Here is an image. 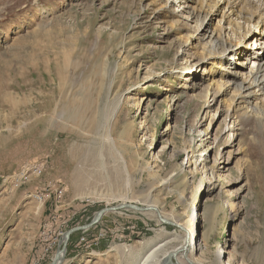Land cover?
<instances>
[{
	"label": "rangeland",
	"instance_id": "rangeland-1",
	"mask_svg": "<svg viewBox=\"0 0 264 264\" xmlns=\"http://www.w3.org/2000/svg\"><path fill=\"white\" fill-rule=\"evenodd\" d=\"M164 1L0 0L2 260L49 264L66 231L149 201L203 239L195 259L215 263L221 249L223 262L264 264V123L245 122L227 145L232 100L202 104L213 92L204 78L229 79L213 61L197 67L200 43L178 54L193 29ZM215 27L241 47L242 72L254 67L259 37L233 35L221 14ZM204 133L217 142L201 143ZM182 234L144 211L107 212L71 234L62 264H135L156 238L175 246Z\"/></svg>",
	"mask_w": 264,
	"mask_h": 264
},
{
	"label": "bare ground",
	"instance_id": "bare-ground-1",
	"mask_svg": "<svg viewBox=\"0 0 264 264\" xmlns=\"http://www.w3.org/2000/svg\"><path fill=\"white\" fill-rule=\"evenodd\" d=\"M164 2L167 6L176 4V9L171 11V15L182 19L184 25L187 26L188 29H193L192 32L190 31V34L182 40L183 45L182 48H179L178 54L183 55L186 50H190L194 46L195 42L198 44L200 43V45L202 44L203 47L207 49L205 52L198 54L201 63H199L197 67H202L207 64L210 65L209 61H213L214 64L210 66L215 68L214 72L222 71L221 74L227 76L229 79L227 82H215L212 78H204V81L208 83L205 88H210L211 90L213 87V92L209 94V98H206L207 95L205 96V101L202 105L203 109L209 111L215 108L216 105L221 107L222 102H225V100L222 101L223 97H228L232 100V104L228 107L226 112V119L228 118V125H233L232 130L236 132L235 135L230 133V138L227 142V145H233L235 144V137L244 131L245 122L254 120L257 121L258 125L264 123V0H165ZM197 11L199 14L205 13L202 16L196 13ZM187 14L188 16H185ZM220 14L221 20L228 24L233 35H235L236 31H239V33L242 31L241 38H245L246 33L250 39L253 38V35L259 37L251 43L252 51L250 50V56L252 57L251 63L254 67H250L249 71L246 73H243L242 70H246L247 65L245 66L243 63L235 62L236 57L239 58L241 56L239 53L241 47L229 46V44L222 39L223 29L213 28V22ZM240 21L243 22L241 23ZM191 24H194V26L189 27ZM246 24L248 26L247 30L244 27ZM251 26H253L252 32ZM258 28L260 31L257 34L256 31ZM237 41H240V39ZM216 65L220 67L216 68ZM223 65L224 67H222ZM194 72L196 73L195 70ZM195 76L197 77L198 75L196 74ZM192 87L196 86L192 85ZM206 94H208V90ZM210 96L212 100H209ZM220 113H222V111H220ZM220 116L219 114L217 120H219ZM204 135L205 133L202 136L200 135L199 141L201 143L206 142L210 146H213L214 143L217 142L216 137L211 140V137L207 138V136ZM204 137H206V139H203ZM229 162L230 161L226 159L225 166L223 167H219L218 164L215 169L216 173L219 170L225 169ZM41 172L42 170H36L35 172L28 173L27 177L35 173L40 174ZM33 198L37 201H41L44 197L39 195ZM135 206L140 207L141 212L144 211L146 214H152L162 224V221H164V224H173L183 233L181 242L179 244L177 243L178 245L175 246L170 244L171 240H174L170 238L172 237L171 235L170 237L161 235L156 238L155 242L146 247L148 249L144 254L139 253V255L136 256L137 259L133 257L136 260L135 264H205V260L202 261L194 257L198 252L200 253L202 249H205L202 238L200 240L201 242L199 241L196 245V240L194 239L195 235L192 230L187 229V227L178 221H168V219L160 213L161 211H158L156 206L149 203V201ZM63 241L64 237H62L61 247L59 248V252H57V258L55 259V253L49 264L52 262H54L53 264H62L66 252V248L65 251H62ZM114 248L115 249L112 250L121 252L118 248ZM220 250L216 252V261L212 264H234L235 260L229 255L226 262H223L222 256H224L226 252Z\"/></svg>",
	"mask_w": 264,
	"mask_h": 264
},
{
	"label": "water",
	"instance_id": "water-1",
	"mask_svg": "<svg viewBox=\"0 0 264 264\" xmlns=\"http://www.w3.org/2000/svg\"><path fill=\"white\" fill-rule=\"evenodd\" d=\"M132 210V211H136V212H141V208L138 207V206H135L133 204H130V205H125V204H120L118 206H114V207H110V208H104L100 211H98L93 219L91 220V222L87 225H84V226H79V227H76V228H73V229H70L68 231H66L64 234H63V237H64V241H63V245H62V251H65V248L67 247V243L69 241V238L71 236V234H73L74 232H77V231H85L87 229H89L90 227H92L93 225L97 224L102 216L107 213V212H116V211H119V210ZM158 215V214H157ZM164 223V221H162ZM168 225H171V226H174L173 224H168ZM60 249H58L57 252H59ZM57 252H56V256H55V259L57 258ZM66 253V252H65ZM54 262H52L51 264H53Z\"/></svg>",
	"mask_w": 264,
	"mask_h": 264
},
{
	"label": "crops",
	"instance_id": "crops-1",
	"mask_svg": "<svg viewBox=\"0 0 264 264\" xmlns=\"http://www.w3.org/2000/svg\"><path fill=\"white\" fill-rule=\"evenodd\" d=\"M5 252V246L0 247V264H22L19 260V255L17 253H11L9 256L2 260V256Z\"/></svg>",
	"mask_w": 264,
	"mask_h": 264
},
{
	"label": "built area",
	"instance_id": "built-area-1",
	"mask_svg": "<svg viewBox=\"0 0 264 264\" xmlns=\"http://www.w3.org/2000/svg\"><path fill=\"white\" fill-rule=\"evenodd\" d=\"M36 170H22L20 172V175L21 177H27L28 176V173H32V172H35ZM61 194V192H59Z\"/></svg>",
	"mask_w": 264,
	"mask_h": 264
}]
</instances>
